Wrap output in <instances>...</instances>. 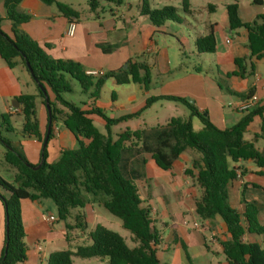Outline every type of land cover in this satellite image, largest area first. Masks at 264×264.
<instances>
[{"label":"crops","instance_id":"0c3cea01","mask_svg":"<svg viewBox=\"0 0 264 264\" xmlns=\"http://www.w3.org/2000/svg\"><path fill=\"white\" fill-rule=\"evenodd\" d=\"M187 1L189 12L183 10V0H175L174 3L162 0V6L173 5L178 11L191 16L196 23L169 20L163 25H155L148 16L142 14L141 2L135 6L127 3L123 9H113L111 16H105L100 5L96 11L79 12V18H67L56 5H48L41 0H23L19 10L31 16L22 29L55 59L74 60L87 71L100 73L124 69L123 64H128L131 58L150 69L148 87L136 83L139 90L135 97L133 91L125 95L124 90H120L122 88L113 87L115 95L110 103L104 105L100 95L97 99L90 98L82 109L96 107L106 115L108 110L111 118L138 114L119 123H125L127 129L142 131L141 140L135 142L137 145L123 153L120 168L124 175L134 178L143 206L151 209L154 226L159 232L156 247L160 259L167 264H191L184 250L186 246L194 264H229L221 246V242L230 237L226 224L219 216L203 220L195 211V200L200 196V189L186 175V169L199 154L187 150L174 160L171 169L162 170L150 151L158 144L157 131L167 126L172 117L189 119L190 110L175 101L161 99L147 105V100L157 96L187 98L201 112H207L210 120L220 129L230 128L242 119L245 113L238 110L237 105L250 90L259 97L257 106L264 105V57L256 62L253 75L245 78L233 75L237 69L235 58L249 55L248 32L244 28L232 30L227 12L228 4L237 3L241 20L252 22L259 15H264V3L257 5L253 0ZM151 5L153 8L159 7L157 2ZM71 22L76 23L72 35L69 34ZM0 26L12 35V24L6 19L4 0H0ZM211 26H214L216 50L213 53H201L198 42L209 33ZM140 73L143 75L144 70ZM108 80L113 85L122 86L114 78ZM123 85H133V82ZM22 94H38L37 83L21 60H17L16 65L10 68L0 57V115H23L21 103L15 105ZM49 99L52 100V97ZM157 104L162 109L167 107L177 111L181 109L177 105H182L186 112L180 110L184 115L167 117L161 116V112L154 115L152 110ZM37 111L40 129L45 132L49 121L42 97L38 98ZM92 118L94 123L96 120L103 123L104 131L99 130L106 133L105 121L97 114H93ZM132 122L133 127L130 125ZM261 123L262 118L256 116L248 132L259 133ZM119 124L113 127V134ZM117 135L114 134L115 139ZM27 139L25 145L12 140V146L36 165L42 159L43 142L36 138ZM131 142L126 141L125 146L129 147ZM76 146L77 138L64 122H55L53 137L48 142V162L57 161L62 149ZM248 162L250 164L246 165ZM252 164L256 166L251 160L236 164L245 173L229 185V202L243 213L246 210L243 199L255 201L262 206L261 216L264 214V173H258L259 168ZM84 196V206L72 209L66 220L59 218L56 204L46 199L38 202L30 199L21 201L28 247L27 259L21 264H49L50 256L55 252H76L79 246L92 244L91 233L97 225L119 232L130 247L137 245L133 235L123 234L122 231L126 229L122 220L104 207L105 196L89 193ZM51 216L55 219L50 220ZM5 237V208L0 200V257ZM244 239L261 241L250 233H246ZM222 255L224 260H220ZM75 258L83 259L86 264H109L108 258H83L77 255H73L72 264L76 263Z\"/></svg>","mask_w":264,"mask_h":264},{"label":"trees","instance_id":"16d2710c","mask_svg":"<svg viewBox=\"0 0 264 264\" xmlns=\"http://www.w3.org/2000/svg\"><path fill=\"white\" fill-rule=\"evenodd\" d=\"M22 1L4 0L6 19L12 24V35L0 26V57L10 68L16 65L17 60H21L38 86V94H22L18 97L25 117L21 134L40 142H44L47 136L48 125L46 131L42 132L37 116L38 98L42 97L46 104L45 94L40 87L43 85L47 93L51 90L55 94V100L50 99L52 123L48 142L53 137L54 123L62 120L77 138V146L62 149L59 159L50 163L47 161V145L42 150V164L35 169L41 162L36 165L29 162L12 146L11 139L2 136L0 132V140L6 145L5 161L16 170L13 182L0 176V200L6 218L5 246L0 264H21L27 259L26 232L21 215L23 199L34 202L52 199L57 206L59 218L66 220L72 209L84 206L85 193L105 196L104 207L122 220L123 227L133 235L137 245L130 247L119 232L97 225L91 233L92 244L79 246L76 252H55L51 254L49 264H72L73 255L108 258L109 264H167L158 255L156 245L159 232L154 226L151 209L143 206L134 178L124 175L120 168L123 153L137 145L135 142L141 140L142 131L126 129L117 135V139L113 134L115 125L138 114L111 118L100 108L85 110L63 97L64 93L72 91L71 79L78 81L82 91L89 93L91 99L100 97L109 78H114L119 85L135 82L148 87L151 81L149 68L131 58L127 69L93 74L77 61L51 57L22 29L31 18L28 13L19 10ZM41 1L56 5L67 18L80 16L79 11L65 1ZM100 3L101 0H89L93 11L99 8ZM253 3L262 5L264 0H253ZM175 10L171 5L152 8L147 0H143L141 12L160 26L166 21L176 20ZM183 10L189 12L187 0H183ZM227 12L232 30L244 28L248 32L249 55L235 58L237 69L233 72V75L245 78L254 74L256 62L264 57V15H259L252 22H243L237 3L228 4ZM198 50L201 53H213L216 50L214 26L199 40ZM141 70H144L143 75ZM252 94L253 90H250L242 98ZM114 95L112 93L113 98ZM161 99L184 104L190 110L191 117H172L167 126L157 131L158 144L150 150L157 166L169 170L181 154L187 150L196 151L199 156L186 169V175L200 189V196L195 200L196 214L203 220L219 216L226 224L230 237L222 241L221 246L229 264H264V225L258 220L262 206L255 201L243 199L246 210L241 213L230 204L228 193L229 185L237 179V170L245 173L244 169L236 165L238 162L251 160L259 168L258 173H264V146H257L259 139L264 140V105L244 112L245 115L234 126L220 129L210 120L207 112H201L187 98L151 97L147 105ZM58 103L66 109L58 108ZM93 114L105 121L106 133L95 125ZM11 116L0 115L8 125V132L14 131L9 122ZM256 116L262 118L260 132L254 134L253 139H248L245 134ZM193 117H197L202 124L197 131L193 127ZM126 141H132L129 147L125 146ZM246 233L261 236L263 240L246 241ZM184 250L190 263L194 264L186 246Z\"/></svg>","mask_w":264,"mask_h":264},{"label":"rangeland","instance_id":"374dc122","mask_svg":"<svg viewBox=\"0 0 264 264\" xmlns=\"http://www.w3.org/2000/svg\"><path fill=\"white\" fill-rule=\"evenodd\" d=\"M61 1H65L66 3L70 4L72 7H74L76 10H78L80 13H86L89 12L91 10L90 4H89V0H61ZM171 3H174L175 0H170ZM141 5L142 0H113V1H106V0H101V7L100 9L103 10L105 16H111V10L113 9H123V7L127 4L130 3L133 6H135L136 4L140 3ZM150 6L152 7V3L153 2H157L159 3V7L158 8H162L164 6L162 0H148ZM173 6V5H171ZM175 7V6H174ZM153 8V7H152ZM176 8V7H175ZM174 15L176 18V21H185V20H189L191 23H196L195 20L188 15L183 14V12L178 11L177 8L174 11ZM191 33H193V30L191 28ZM128 64L125 63L123 64V68L127 69ZM150 71V69H149ZM112 81L108 80L107 85L105 86V89L103 91V93L101 94V101L104 105L108 104L111 102V98H112V93L115 92L114 88H122L120 90H124L125 95H128L130 93H132L133 91V97H135L138 94V85L136 83L133 82V85H122V86H116L113 85V83H111ZM71 85H72V91L68 92V93H64L63 97L65 100L72 102L74 104H76L77 106L83 108L85 106L86 103H88L90 96L88 93H84L81 89V86L79 84L78 81L71 79ZM133 86V87H131ZM50 98L52 97V100H55V94L49 90V95ZM179 106V108H181L180 110H183L182 112H186V109H184V107L182 105H177ZM47 107V106H46ZM58 108L61 109H66L63 105H61L60 103H58L57 105ZM177 111V110H172V109H168L166 108H161L159 104L155 105L153 110H152V114L156 115L158 112H161V116L163 117H167L169 115H184L182 114L181 111ZM107 111V116L111 115V112ZM184 117V116H183ZM185 119V118H183ZM9 122L11 127L14 129V132H8L7 128L8 125L3 121V119L0 117V132L2 134V136L6 137V138H10L11 141H21V143H23V145L26 144V142L28 141L27 138H25L22 134H21V130L23 127V124L25 122V117L24 115H13L9 118ZM95 125L98 127V129H100L101 131H104V125L101 121L96 120L95 121ZM131 127H133V122L130 123ZM193 127L194 129L197 131L198 129H200L201 127V123L199 121L198 118L193 117ZM127 126L125 123L123 124H119L118 126L115 127V132L114 134L117 135L118 133H121L122 131L126 130ZM246 138L248 139H253L254 138V133L253 132H247L245 134ZM257 146L258 147H263L264 146V140L263 139H259L257 141ZM5 152H6V145L3 143L2 140H0V176L3 177L4 179H6L9 182H13V177L16 173V170L11 168L8 163L5 161ZM48 161V159H47ZM36 163V162H33ZM39 164V163H37ZM250 163H246V165H249ZM253 165V164H252ZM255 168H257L255 165H253ZM46 201L55 204L54 201L52 199H46ZM258 220L259 222L264 225V214H262L260 216H258ZM124 235H132L129 231L127 230H123L122 231ZM259 240H263L261 236H257ZM130 242V240H129ZM225 258L223 257V255L220 257V260H224ZM76 263L75 264H86V261H84L81 258H75Z\"/></svg>","mask_w":264,"mask_h":264},{"label":"built area","instance_id":"2783aa9c","mask_svg":"<svg viewBox=\"0 0 264 264\" xmlns=\"http://www.w3.org/2000/svg\"><path fill=\"white\" fill-rule=\"evenodd\" d=\"M75 28H76V23L75 22H71L70 26H69V34L72 35L75 32ZM89 73H93V74H102L98 71H89ZM259 102V97L257 94H252L247 98L242 99L238 105H237V109L243 112L249 111L254 109ZM242 177V172L241 170H237V178H241ZM50 220H54L55 218L53 216H51L49 218ZM197 225V223H196Z\"/></svg>","mask_w":264,"mask_h":264},{"label":"water","instance_id":"95a60500","mask_svg":"<svg viewBox=\"0 0 264 264\" xmlns=\"http://www.w3.org/2000/svg\"><path fill=\"white\" fill-rule=\"evenodd\" d=\"M41 89L43 90L44 94H45V98H46V106H47V109H48V114H49V124H48V130H47V136L43 142V151L45 150V148L47 147L48 145V138H49V133H50V130H51V123H52V106L50 104V99H49V96L47 94V91L45 90L44 86L43 85H40ZM16 106H19L20 105V102L17 101ZM43 157V155H42ZM42 162L37 166L35 167V169H38L40 166H41Z\"/></svg>","mask_w":264,"mask_h":264}]
</instances>
